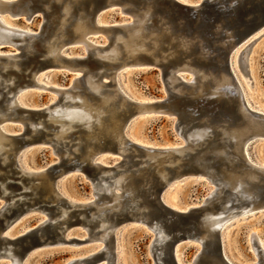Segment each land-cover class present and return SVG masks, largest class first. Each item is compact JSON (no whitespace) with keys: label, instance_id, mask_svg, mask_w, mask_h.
<instances>
[{"label":"water","instance_id":"95a60500","mask_svg":"<svg viewBox=\"0 0 264 264\" xmlns=\"http://www.w3.org/2000/svg\"><path fill=\"white\" fill-rule=\"evenodd\" d=\"M89 2L93 3L91 16L95 23L103 10L114 7H119L122 14L129 17L123 23L111 27L98 26L104 30L119 31L123 25L130 23L132 13H138L147 6H151L153 10L150 27L152 29L160 28L159 26H162L160 21H164L163 24H167V28L173 37L176 36L179 38L177 40H185L188 43L185 49L179 47L175 54L168 57L167 60L161 58L159 60L152 55L141 54L139 65L131 66L153 67L160 70L166 98L147 101L146 104L156 108L155 113L174 116L176 118L175 129L178 134L176 121L185 129H203L208 131L210 135L204 146H200L197 151L185 157L183 172L187 175L182 180L196 175V178L206 179L213 189L215 186L210 183L205 171L212 169L216 176V184H219L222 178L221 173L227 172L232 166L236 165L240 170L250 167V170L260 177V182L250 184L256 187V198L263 201L264 171L255 165L251 159L249 161L248 149L254 141H264V113L246 106L232 70L230 54L234 46L241 42L246 44L254 34L264 28V0H202L197 4L180 0H86L87 4ZM57 5L54 0H0V44H6L13 38L11 24L6 17L13 19L24 17L31 20L38 13H42L48 21ZM169 39L171 37L167 36L163 41H169ZM174 47L176 46L174 45ZM62 59L65 62L81 64L79 58L63 57ZM44 63L50 65L49 58L46 57L45 61L41 62V64ZM84 70V74L88 72L86 69ZM71 71L73 70L71 69ZM175 71H181L182 76H190V74H196L198 71L205 72L210 75L209 89L202 94H191L192 91L187 82L188 78H185L183 84L188 87L185 94L168 91L167 76ZM223 77L227 78L225 83L216 91L210 90L214 84L220 83ZM128 103L126 120L135 116L134 109L139 104V102ZM15 109H19V106ZM16 119L17 117L13 120ZM224 133L227 134V137L221 139ZM29 137L23 134L13 135V138L22 147L31 143ZM240 142L247 144V160L242 157L243 160L231 164L223 156L215 157L217 143L225 146L226 151L234 149L236 153L238 147H241ZM99 143L98 150L101 154L107 152L106 154L119 157L115 161L116 164L109 166L100 163L87 164L81 165L79 170L87 174L94 186L102 183L99 177L101 169L112 170L115 173L119 172L120 167L132 169L128 183L134 193L131 198L134 201V208L131 205L122 211L109 214L111 220L117 225L124 224L125 228L137 224L145 227L152 234L149 250L155 264H232L224 256L221 231L216 226L219 219L226 214L225 210H222L223 203H217L216 200L212 199L211 194H207L204 198L205 202L202 201L198 205L190 206L186 210L173 208L164 202L163 194L167 183L155 171L156 162L147 159V152H155L160 148H146L142 144L127 139L128 155L126 158L124 155L121 157L118 152V145L114 141L105 138ZM133 151L136 152L135 155H131ZM59 157V163L43 170L47 175L56 177L64 171L73 170L75 167V163L69 161L67 157L61 154ZM162 159L159 158L157 162H162ZM168 169L172 170L171 167ZM203 171L207 178L197 175ZM17 172L16 168H12L10 177L13 180H19L20 183L6 184L8 188L13 189L10 195L21 199L16 200V206L10 209L9 213L4 211L0 216V261L5 256L8 258L7 256L10 255L13 259L24 262L27 261L31 252L39 247L66 242L64 239L65 231L61 229V221L53 217L56 215L57 208L50 203H41L40 207L48 211L49 215L52 216L51 219L13 237L3 234L6 228L5 219L10 218L15 213L25 215L24 212L30 203V199L25 198V195L28 194L27 191L22 189V183H28V179L20 176ZM172 177L173 175L170 176L169 181L172 180ZM247 200L240 201L233 207H240L248 203ZM135 207H139L138 212L135 211ZM230 208L231 206L228 209ZM88 214L89 209L87 208L73 209L70 212L72 220H70L68 227L76 226L81 220V215L87 216ZM138 216L141 223L133 222L134 217ZM112 241L110 238L106 244V246H110L108 252L103 248L88 256L71 259L66 264H81L83 262L85 264H102L105 260L107 264H110L113 260ZM253 242L256 244L255 239ZM185 244L196 245L198 249L190 262L182 261L179 263L177 252L182 253V246ZM257 248L258 253L262 254L258 243ZM255 264H264L263 254Z\"/></svg>","mask_w":264,"mask_h":264},{"label":"bare ground","instance_id":"6f19581e","mask_svg":"<svg viewBox=\"0 0 264 264\" xmlns=\"http://www.w3.org/2000/svg\"><path fill=\"white\" fill-rule=\"evenodd\" d=\"M54 1L58 4L53 12L56 14V17L53 21L56 29L52 39L46 43V46L44 47L45 57L49 58L50 65L64 67L70 70L72 69L73 71H78L81 74L77 75V77L73 80L71 87L67 90H55L59 95L63 96V101L59 106L48 109L46 115H44L47 117V120L45 121H47L48 126H46L52 131V134L46 136L45 140H42V142L45 141L51 143L56 152L64 155V157L66 155L69 161L74 162L75 167L73 170H79L81 165L84 166L87 164H97L98 162H95V158L99 153H101L98 150L100 144L99 142L105 138L117 143L119 154L121 157L124 155L127 158L128 150L126 147L128 145L126 144V140L128 138L123 131L127 122L125 116L128 113L129 101L123 97L124 95L122 96L121 93L115 89V87L108 85L103 81V79L106 77L114 80L115 74L112 70L116 68L139 65V56L141 54H149L154 56L156 59L161 58L162 60H167L168 57H171L173 54H175V51L179 47L180 49H185L188 43L185 40H177L179 38H176V36L173 37L170 30L167 28V24H163L164 21H160L162 24V26H159L160 28L152 29L149 25L153 10L151 6H147L144 10L138 13H132V16L130 15V23H126L119 31L114 32L98 27L93 21L91 16L93 7L92 2L87 4L86 0ZM99 32L105 33L110 41V45L108 47H104V49L93 47V45L87 40V37L90 34H96ZM167 36L171 37V39H169V41H163ZM71 42L85 45L88 52L92 53L95 57H98L99 63L104 69L96 73H90L88 71L84 74L83 72L85 70L82 67L85 66L65 62L60 57L61 49L65 44ZM242 43L243 42L232 48L230 54L231 64L234 50L238 49ZM174 45L176 47H174ZM12 64L15 67L18 65L16 61L7 60L2 62L1 60L0 68H8ZM183 80L186 79L181 75V71L170 73L167 76V90L177 94H185L188 91V87L183 84ZM226 80L227 78L223 77L220 82L221 84H214V87L210 88V90H218ZM209 81L210 75L206 74L205 72L198 71L196 74H191V77L187 79L188 85L192 91L190 93H204L209 89ZM237 83L246 106L251 108V105H249V102L246 99L245 91H243L238 81ZM38 86L43 87L40 84H38ZM10 87L11 85L5 84V88L10 89L12 92L17 89V87ZM15 93L13 94V97L8 98L5 103L6 105L1 107L0 111V167L1 169L16 168L18 170L17 173L20 174V176L26 177L28 179V183H26V185L23 187L24 190L27 189L29 191L28 195L30 196V203L27 205L28 207L26 211L42 210L51 219L52 216L49 215L46 209L40 207V204L54 203L57 206V209L56 215L53 217L55 218L58 216L56 220L61 221V229L64 230V234H66L69 228L68 224L70 220H72L70 212L73 209H89V214L87 216L81 215V220L78 222V224H81L88 230L89 242H102L104 244L103 248L106 252L109 251L108 249L110 247L106 246V244L109 239L112 238L113 260L110 264H117V254L115 252V233L117 228L116 226L118 225L111 220L110 214L113 212L122 211L127 206L134 204V201L131 199L134 193L128 183V179L132 174V169H124V167H120V169H118V173H115L112 170L101 169L99 177L101 178L100 180L102 183L100 185L93 186L94 199L91 202L85 204H74L65 200L62 198L61 193H59V191L56 189L55 179L61 177L68 170L56 177H52L47 175L44 171L31 172L22 170L17 164L16 157L18 152H20L19 150L21 145L13 138V136L7 134L1 127L3 122L13 120L16 117L12 113V111L15 110V108L19 105V100L16 98ZM134 111L135 114H143L155 112L157 109L147 105L146 102H140L135 106ZM258 112L264 113L260 110ZM20 117L19 119L24 121V124H27L25 122V117ZM29 120L30 119H28V121ZM176 124L179 136L185 140V145L165 146L163 148L157 149L155 152H147V159L156 162L154 169L158 175L163 178L164 181H166L167 187L171 182L180 180L187 175V173L183 172V164L184 160L186 159L185 157L190 153L197 151L200 146H204L206 139L210 136L206 130L185 129L184 126L178 121H176ZM42 125L43 123L40 122H38L36 125L31 123V131L34 133L38 132L39 126L42 127ZM77 132L80 133V136L77 138L73 137ZM226 137L227 134L225 135L224 133L221 139ZM67 139H70V141L65 142ZM235 139L237 140V138ZM73 140L77 141L72 142ZM240 144L241 147H238V150L235 153L234 149L226 151L224 148L225 146H221L217 143L214 155L215 157L218 156L219 158L223 156V158L230 161L231 164L234 162L236 163V161L243 160L242 157L247 160V144H243V142H240ZM143 146L146 148H159L148 145ZM135 154L136 152H131V155ZM126 158L125 160H127ZM159 158H163L162 162H157ZM99 163L103 164V161H99ZM143 164L145 165L144 162ZM254 164L264 171V164ZM168 167H171L172 170H169ZM205 172L209 177L208 180L210 183L215 186L210 192V196H212V199L216 200L217 203H223L222 210H225L224 212H226L223 218H220L218 223H216V226H218L221 231L224 256L228 258L232 264H234L225 251V238L223 234L229 223L231 224V222L239 220L241 216H247L246 214L248 213L251 214V212L264 208V200L261 201L260 199L258 200V198H256V187H253L250 184L253 182H260V177L258 174L251 171L250 167L248 169L246 168L245 170H240L235 165L229 168L227 172L221 173L223 179L221 178V182L216 184V176L212 169L211 171L209 170ZM205 172H199L197 175L199 177L207 178V176H205ZM7 174L8 170L7 172L5 171L3 177L7 178ZM171 175H173V177L172 180L169 181ZM6 187L7 185L5 184L0 185V198L7 200L5 206H3V208L0 210V216L4 211L9 213V210L15 207L17 203L16 200L12 203L8 201ZM225 191L226 193H224ZM163 199L164 202L169 206L176 209H181L176 205L167 202L164 196ZM246 199H248V203L241 205L240 207H233L235 204H238L240 201ZM250 199H252V201H249ZM37 205L38 207H36ZM230 206L231 208L228 209ZM132 208H134V205ZM135 208V211L138 212L139 207ZM21 215L22 214L15 213L10 218H6V228L4 229L3 233L8 230ZM14 216L15 218L13 219ZM139 218V216L134 217L133 222L141 223L139 222ZM6 236H8L7 233ZM65 241L68 242L66 239ZM260 248L263 252L262 254L264 255V246L260 245ZM255 253L258 261L262 254L258 253L256 244ZM5 257L3 259L9 260L10 264H23V262L13 259L10 255L7 256L8 258ZM177 258L180 263L178 252ZM256 262H254V264ZM81 264L85 263L83 262ZM104 264H107L106 260Z\"/></svg>","mask_w":264,"mask_h":264},{"label":"rangeland","instance_id":"374dc122","mask_svg":"<svg viewBox=\"0 0 264 264\" xmlns=\"http://www.w3.org/2000/svg\"><path fill=\"white\" fill-rule=\"evenodd\" d=\"M182 1L194 4L202 0ZM55 17L56 14L53 12L48 21L42 13H38L31 20L24 17L20 19L6 17L11 24L13 38L6 44H0V61L10 60L16 61L18 64L17 67L12 64L8 68H0V111L1 107L6 105L8 98L13 97L15 92L16 98L19 100V109L12 111L17 119L5 121L1 124V127L11 136L18 134L30 136L29 140L33 143L23 147L21 145L16 160L19 168L31 172L43 171L49 166L60 162V153L55 151L53 145L49 142H42L46 136L52 134V131L47 127V121H45L47 117L44 115H46L48 109L62 103L63 96L59 95L57 91L70 88L73 80L81 74L78 71L74 72L64 67L41 64L46 58L44 47L52 39L56 29L53 23ZM128 19L129 17L122 14L119 7H114L103 10L98 15L96 24L97 26L110 27L118 23L121 24ZM87 40L93 47H98V49H104V47L110 45L105 33L90 34ZM60 57L79 58L81 60L80 66H85L90 73H96L104 69L100 65L98 57L88 52L83 44L72 42L65 44L61 49ZM232 66L236 79L245 91L246 99L251 108L264 112V28L254 34L246 44L242 43L238 49L234 50ZM85 67L82 68L85 69ZM112 71L115 74L114 80L105 77L103 81L115 87L129 102L140 103L166 98L164 82L159 69L128 66L119 67ZM183 77L190 78L191 74ZM5 84L11 85L10 88L17 87V89L12 92L10 89L5 88ZM38 84L43 87H39ZM19 117H25L28 126ZM28 119L30 120L28 121ZM175 120L174 116L155 112L135 114L130 120H127L123 132L129 140L142 145L159 148L182 146L185 145V140L177 133ZM37 121L43 123V125L42 127L39 126L38 132L34 133L31 131L30 124L36 125ZM78 136H80L79 132L73 137L77 138ZM68 141L70 139L65 140V142ZM76 141L73 140L72 142ZM248 151L253 163L264 164L263 140L254 141L249 146ZM103 153L96 156V163L103 161V164L107 166L116 164L115 161L119 158L118 156L106 154L107 152ZM7 170L8 176L5 178L3 176ZM11 175V168L1 169L0 167V185L20 183L19 180H13L10 177ZM182 179L171 182L163 194L167 202L181 209L204 202L207 194H210L214 189H211V185L204 178L191 176L188 179ZM25 185V183H22L23 187ZM55 185L62 198L74 204H85L94 199L93 184L83 171L68 170L61 177L55 179ZM6 188L9 202L12 203L17 199H21L16 196L12 197L10 193L13 192V189ZM25 191L28 190L25 189ZM25 198H30V196L26 194ZM6 202L7 200L0 198V210ZM25 213L3 234L6 235L7 233L8 236L13 237L50 219L42 210H31ZM246 215L241 216L239 220L233 221L231 224L229 223L223 234L225 251L234 264H254L257 261L253 239H255L256 245L258 243L259 246H264V208ZM123 225L116 226L115 252L117 254V264H155L149 250L152 234L145 227L137 224L125 228ZM65 239L68 242L37 248L31 252L27 261H24L23 264H66L71 259L88 256L103 249L104 246L100 241L89 242L88 230L81 224L69 227ZM197 249L198 247L193 244L183 245L182 253L178 252L180 263L182 261L185 263L190 262ZM104 263L105 261L102 264ZM0 264H10V262L7 259H1Z\"/></svg>","mask_w":264,"mask_h":264}]
</instances>
